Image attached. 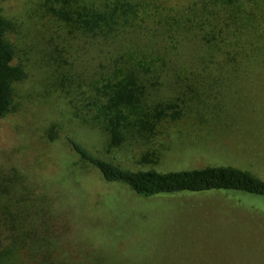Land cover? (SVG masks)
I'll use <instances>...</instances> for the list:
<instances>
[{"label":"rangeland","instance_id":"374dc122","mask_svg":"<svg viewBox=\"0 0 264 264\" xmlns=\"http://www.w3.org/2000/svg\"><path fill=\"white\" fill-rule=\"evenodd\" d=\"M0 7L26 71L1 118L0 171L18 177L16 198L25 203L10 211L20 207L38 225L46 264H264V194L215 189L143 197L105 180L67 140L133 169L231 165L264 179V72L222 78L217 116L188 111L162 123L152 142L116 143L84 119L81 67L89 55L51 26L45 0H2ZM153 149L157 155L143 159Z\"/></svg>","mask_w":264,"mask_h":264},{"label":"trees","instance_id":"16d2710c","mask_svg":"<svg viewBox=\"0 0 264 264\" xmlns=\"http://www.w3.org/2000/svg\"><path fill=\"white\" fill-rule=\"evenodd\" d=\"M2 0H0L1 2ZM50 24L88 53L84 119L116 143L152 142L166 120L217 116L222 78L264 72V0H45ZM0 7V124L12 109L14 83L26 76ZM89 79V81H88ZM75 153L108 182L143 197L215 189L264 194V179L231 165L159 171L133 169L97 155L75 137ZM157 151L147 150L149 160ZM20 180V178H19ZM16 174L0 171V264H46L38 225L11 213ZM44 235V234H43ZM44 238H46L44 236ZM46 244V245H45Z\"/></svg>","mask_w":264,"mask_h":264}]
</instances>
